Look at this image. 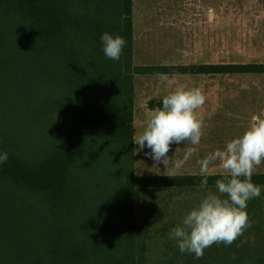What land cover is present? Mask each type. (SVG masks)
<instances>
[{
    "label": "trees",
    "instance_id": "trees-1",
    "mask_svg": "<svg viewBox=\"0 0 264 264\" xmlns=\"http://www.w3.org/2000/svg\"><path fill=\"white\" fill-rule=\"evenodd\" d=\"M105 32L126 41L119 61ZM157 73L264 77V63L136 66L133 0H0V264H146L170 201L205 190L136 174L135 76Z\"/></svg>",
    "mask_w": 264,
    "mask_h": 264
},
{
    "label": "rangeland",
    "instance_id": "rangeland-1",
    "mask_svg": "<svg viewBox=\"0 0 264 264\" xmlns=\"http://www.w3.org/2000/svg\"><path fill=\"white\" fill-rule=\"evenodd\" d=\"M262 7L261 0H133L134 63L136 66L168 65L174 60L170 55L174 44L190 64L254 63L259 60L262 41ZM220 21L223 22L224 53L216 57L210 50L206 54L204 45L208 43L210 48L215 40L210 30L217 25L220 30ZM206 29L209 31L207 39L204 34ZM184 48L188 54L184 55ZM199 77L188 86L198 87L203 92L206 90V102L197 115H264L262 75H213L207 78L206 89L204 78ZM171 86L173 90V84L159 80L156 75L135 76V136L146 127L152 110L162 107L163 97L171 92ZM149 151L147 147L139 150L135 145L136 174L141 177L166 176L163 164L160 169H152L154 162L146 156ZM168 155L173 157L175 153L169 152ZM183 155V152H178L176 158L180 159ZM199 155L195 151L176 176H198ZM253 174H264V162L256 167ZM206 191H193L170 201L161 223L151 228L146 240V264H233L238 258L243 260V264H257L256 259H250L264 254V238L258 232L263 222L260 210L264 208L263 189L260 197L248 201L245 209L251 227L230 246L213 244L205 249L203 258L196 259L193 254H182L176 242L169 239V231L181 222L185 213L198 203ZM233 256L235 259H232Z\"/></svg>",
    "mask_w": 264,
    "mask_h": 264
},
{
    "label": "clouds",
    "instance_id": "clouds-1",
    "mask_svg": "<svg viewBox=\"0 0 264 264\" xmlns=\"http://www.w3.org/2000/svg\"><path fill=\"white\" fill-rule=\"evenodd\" d=\"M106 58L119 61L126 46L123 37L105 32L101 37ZM157 78L169 85L173 78L157 73ZM206 97L198 87L176 86L165 95L162 107H156L142 132L134 137L139 150L145 147L151 151L146 156L153 160L152 169H160L164 175L175 176L195 152L203 136V122L197 115ZM186 144L184 155L176 159L181 151L176 148L174 157H169L171 146ZM8 154L0 153V163L6 162ZM264 162V120L254 118L249 128L239 137L228 141L223 150L217 149L199 159V175L203 177L200 188L208 189V176L212 168L221 170L222 179L215 181V191L207 190L198 203L185 215L169 233V239L176 242L179 251L193 254L196 259L204 256L206 248L213 244L230 246L251 227L245 209L248 201L258 198L262 188L252 182L257 166ZM232 259H235L233 256Z\"/></svg>",
    "mask_w": 264,
    "mask_h": 264
},
{
    "label": "crops",
    "instance_id": "crops-1",
    "mask_svg": "<svg viewBox=\"0 0 264 264\" xmlns=\"http://www.w3.org/2000/svg\"><path fill=\"white\" fill-rule=\"evenodd\" d=\"M263 12H264V9H263ZM217 20L218 18L216 17V23H217ZM220 23H221L220 30H218L217 28L218 25L215 27V29L210 30L211 37L213 38V35H214V39H215L214 41H212L210 48L208 47V43L204 45V47L207 49L206 54H208V50H210L211 54L215 55L216 57L224 53L223 25H222L223 22L220 21ZM263 23H264V13H263ZM261 32H262L261 33L262 41L259 46V60L255 61L254 63H244L243 65L264 63V28L263 26H262ZM204 34L207 39L209 37L208 29H206ZM175 38H176V35L174 39ZM134 40L136 43L135 33H134ZM180 50L181 49L176 44H174L171 47V54H170L173 56L174 60L168 65H163V66H169V67H190V66H202V65L219 66L218 63L214 64V63H208V62H204L201 64H192V63L190 64L189 62L185 60L186 56L184 57L183 55H181L182 52ZM184 51H185L184 55L188 54L185 48H184ZM182 56L184 58H181ZM231 64H236V63H231ZM220 65H223V63L221 62ZM141 67H153V66L141 65ZM215 75L218 76L219 74H215ZM169 76L170 78H173L172 84H173V90H174L176 86H180V85H186L188 87L189 84L193 81V79L198 76H200L199 78H204L205 89H206L207 78L213 75H193V74L178 75V74H175V75H169ZM148 77H151V76H148ZM173 90L171 86V91ZM203 93L206 97V90ZM198 116L203 122V125H204L203 133L204 134L202 136V139L199 145L197 146L188 145V147L189 148L195 147L196 149L195 151H198L200 153L199 155L200 159L206 157L209 153H212L217 149L223 150L228 141L241 136L249 128L254 118L257 120H264V115H198ZM241 129H244V130L241 131ZM177 147H180L181 148L180 152L184 153L185 149L183 148L186 147V144L182 143L179 146H177L176 144H173L171 146L170 152L175 153ZM218 169H219L218 167L214 166L212 168V174L209 176L222 175L221 172H217ZM213 170H216V171L213 172ZM177 176H182V175H177Z\"/></svg>",
    "mask_w": 264,
    "mask_h": 264
}]
</instances>
